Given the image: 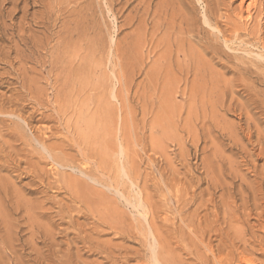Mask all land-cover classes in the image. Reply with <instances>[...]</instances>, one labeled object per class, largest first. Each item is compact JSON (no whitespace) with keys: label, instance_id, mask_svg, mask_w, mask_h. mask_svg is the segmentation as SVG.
<instances>
[{"label":"rangeland","instance_id":"374dc122","mask_svg":"<svg viewBox=\"0 0 264 264\" xmlns=\"http://www.w3.org/2000/svg\"><path fill=\"white\" fill-rule=\"evenodd\" d=\"M248 3L0 0V264H264Z\"/></svg>","mask_w":264,"mask_h":264},{"label":"bare ground","instance_id":"6f19581e","mask_svg":"<svg viewBox=\"0 0 264 264\" xmlns=\"http://www.w3.org/2000/svg\"><path fill=\"white\" fill-rule=\"evenodd\" d=\"M253 2H254V0H249V3L247 4V6H246V11H247V13L249 12V10H250V7H251V5L253 4ZM63 5V4H62ZM126 9V8H125ZM15 11V10H14ZM12 12V11H11ZM8 13H10V12H8ZM2 15V14H1ZM0 15V16H1ZM9 15V14H8ZM7 15V16H8ZM11 15V14H10ZM13 16V15H12ZM14 17V16H13ZM7 18H9V17H7ZM11 18V17H10ZM13 19V18H12ZM11 21V20H10ZM13 26V25H12ZM9 27V26H8ZM21 31V30H20ZM1 32V31H0ZM25 39V38H24ZM17 45V44H16ZM11 48V47H10ZM13 49V48H12ZM11 49V50H12ZM2 50V49H1ZM17 50V49H16ZM4 51V50H3ZM9 52V51H8ZM13 53V52H12ZM10 54V53H9ZM4 57V56H3ZM11 60H12V58H11ZM15 61V60H14ZM7 63V62H6ZM18 63V62H17ZM12 66V65H11ZM20 69V68H19ZM22 69V68H21ZM23 70V69H22ZM27 70V69H26ZM20 74H21V72H20ZM26 74V73H25ZM24 76V75H23ZM32 77V76H31ZM29 82L30 81H32V80H28ZM20 82V81H19ZM34 83V82H33ZM36 89V88H35ZM16 96H17V94H16ZM26 96H27V94H26ZM13 97V96H12ZM15 98V97H14ZM4 102V101H3ZM3 106V105H2ZM7 109V108H6ZM5 110V109H4ZM11 110V109H10ZM23 110V109H22ZM7 112V111H6ZM21 112V111H20ZM2 113V112H1ZM3 114V113H2ZM19 114V113H18ZM30 115V114H29ZM32 115V114H31ZM30 115V116H31ZM9 116V115H8ZM10 116H11V114H10ZM16 116V115H15ZM29 116V117H30ZM24 118V117H23ZM25 118H26V116H25ZM33 118V117H32ZM19 119V118H18ZM21 120V119H20ZM28 120H29V118H28ZM32 120V119H31ZM30 120V121H31ZM41 120V119H40ZM92 120H94V119H92ZM13 121V120H12ZM23 121H24V119H23ZM27 121V120H26ZM25 121V122H26ZM95 121V120H94ZM22 122V121H21ZM24 122V123H25ZM32 122V121H31ZM30 122V123H31ZM38 122V121H37ZM27 123V122H26ZM39 123V122H38ZM91 124V123H90ZM16 125V124H15ZM18 125V124H17ZM19 126V125H18ZM23 129V128H22ZM45 129V128H44ZM90 129H92V127L90 128ZM97 131V130H96ZM95 134V133H94ZM90 135V134H89ZM89 138V137H88ZM92 138V137H91ZM35 140L38 142V143H40L41 144V147L44 149V150H46L47 151V154L48 153H50V150H48V148L47 147H45V145H44V142L43 141H41L39 138H35ZM96 140V139H95ZM92 141V140H91ZM90 141V142H91ZM8 145V144H7ZM39 145V144H38ZM44 145V146H43ZM55 149V148H54ZM43 150V151H44ZM31 151V150H30ZM46 153V152H45ZM46 154V155H47ZM49 155V154H48ZM60 155H62V154H60ZM61 157V156H60ZM51 158V157H50ZM52 159H53V161H54V163L55 164H59L60 166H63L64 164L63 163H61L60 161H58L57 159H55V158H53L52 157ZM66 168V166L64 167V169ZM69 168V167H68ZM71 169V168H70ZM77 169V168H76ZM77 171V170H76ZM72 173V172H71ZM84 174V173H83ZM63 178H64V176H63ZM76 178V177H75ZM89 178V177H88ZM73 180V179H72ZM77 180V179H76ZM90 180H91V178H90ZM92 181V180H91ZM71 182V181H70ZM75 183V182H74ZM77 183V182H76ZM95 183V182H94ZM70 185V184H69ZM68 186V185H67ZM84 186V185H83ZM69 187V186H68ZM74 187V186H73ZM76 187H77V185H76ZM83 188V187H82ZM71 189H72V187H71ZM83 189H85V191H86V188H83ZM98 192V191H97ZM86 192H84V193H82V195H84ZM90 194V193H89ZM86 195H87V193H86ZM89 196V195H88ZM91 196V195H90ZM89 196V197H90ZM93 197V196H92ZM85 198H87L86 196H85ZM92 198L90 197V200H91ZM93 200H95V198H93ZM86 201V200H85ZM91 202H93V201H91ZM96 202V201H95ZM142 206V205H141ZM96 207V206H95ZM56 208V207H55ZM79 209V208H78ZM97 210V208L95 209V211ZM93 211H94V209H93ZM56 212H58V211H56ZM60 213V212H59ZM109 221V220H108ZM155 236V235H154ZM54 238V237H53ZM77 238H79L78 236H77ZM73 239V238H72ZM76 239V238H75ZM79 240V239H78ZM85 244V243H84ZM154 244V243H153ZM105 245V244H104ZM12 247V246H11ZM70 248V247H69ZM153 250H155L154 249V247L152 248ZM35 250V249H34ZM69 250H71V249H69ZM152 252H154V251H152ZM156 254V253H155ZM152 255V254H151ZM22 262V261H21ZM21 262H20V264H21Z\"/></svg>","mask_w":264,"mask_h":264}]
</instances>
